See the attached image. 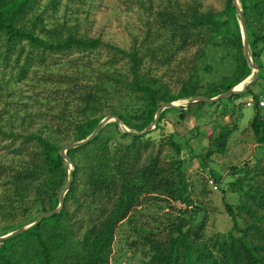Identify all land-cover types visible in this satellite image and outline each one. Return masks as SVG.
Returning <instances> with one entry per match:
<instances>
[{"label": "trees", "instance_id": "1", "mask_svg": "<svg viewBox=\"0 0 264 264\" xmlns=\"http://www.w3.org/2000/svg\"><path fill=\"white\" fill-rule=\"evenodd\" d=\"M239 1L256 65L264 51V33L259 31L264 27L257 25L264 18V0ZM55 3L49 0L45 9L50 6L52 12L56 11ZM41 6L42 0H0V216L11 221L0 227V235L58 205L67 181L60 148L87 137L106 114H115L126 126L140 131L153 120L162 103L195 96L214 97L243 81L251 71L243 56L238 17L231 0H226L220 14L203 10L198 0H161L155 8L149 5L150 28L157 24L158 29H169L170 33L165 42L151 47L159 35L152 37L148 29L141 43L136 41L127 50L99 37L83 35L77 26L47 23ZM215 37L233 52L235 61L232 73L218 83L200 92L199 78L192 67L186 79L178 80L179 90L174 95L164 81L151 74L153 64L166 67L178 61L181 66V54ZM54 53L70 56L64 57L70 71L57 72L50 79L43 77L44 82L53 85L48 97L52 103L43 106H47L46 111L37 112L30 103L20 108L4 98L9 94L1 93L2 80L8 73L14 71L16 80L24 79L29 70L39 63L45 65ZM122 61L124 72L115 73ZM260 74L261 69L256 81ZM117 90L135 95L141 109L136 113L117 112L112 102ZM249 90L250 86L246 92ZM258 93L250 96L256 100ZM188 108L163 110L155 128H160V120L171 111L181 122L189 114ZM254 109L251 130L255 140L264 145V120ZM50 112L54 121L44 122L42 130H29L41 115L46 119ZM106 126H113L120 138L130 136L131 141L119 143L111 152L102 128L87 143L67 150L73 173L61 209L0 241V264H110L115 232L124 221L147 248L148 258L142 264H264V186L260 183L264 179H257L264 173V166H260L264 152L253 165L242 167L243 172L232 183V189L243 191L245 196L235 205L237 213L233 205L226 204L232 226L227 232L210 236L205 234L204 221L196 218L201 207L191 199L193 192L189 191L182 160L160 156L167 146L179 152L180 145L173 134L161 138L157 149L143 157L150 144L145 141L152 131L135 136L122 133L113 121ZM227 134L220 133L219 150ZM158 195L194 207L190 211L178 209L179 216L164 217L165 221L160 219L148 229L143 224L137 226L141 206ZM18 216H25V223L17 221ZM244 216L245 224L239 226V218Z\"/></svg>", "mask_w": 264, "mask_h": 264}, {"label": "rangeland", "instance_id": "2", "mask_svg": "<svg viewBox=\"0 0 264 264\" xmlns=\"http://www.w3.org/2000/svg\"><path fill=\"white\" fill-rule=\"evenodd\" d=\"M159 1L161 0H55L56 11L52 12L50 6L45 9V4H48L49 0H42L41 9L47 23L55 21L77 26L83 35L99 37L103 42L127 50L134 42L141 43L148 29L153 33L152 37L159 35L158 42L151 43V47L166 41L170 33L169 29H158L157 24L151 28L149 26L152 24V14L147 8L149 5L155 8ZM198 2L201 3L203 10L217 14L222 13L226 5V0H198ZM239 5L241 7L240 1ZM257 25L264 27V18ZM259 31L264 33V28H259ZM232 53L220 43L218 37H215L181 54L179 56L182 57L181 66L178 65V61L166 67L153 64L150 72L164 81L170 92L175 95L179 90L178 80L186 79L195 68L196 77L199 78L201 86L199 91L202 92L207 85L218 83L222 77L232 73L235 65ZM103 55H105L104 51ZM65 56L70 57L67 54L54 53L47 58L45 65L42 66V63H39L28 71L26 78L21 80H16L14 71L13 74L8 73L2 80L4 86H2L1 93L9 94L4 98L14 101L15 105L20 108L22 104L30 103V105H35L33 110L42 112L44 109L46 111L47 106L46 108L43 106H45L44 103L52 100L48 97L49 95L51 97L53 85L44 82L43 77L50 79L55 77L57 72H69L70 67ZM122 62L120 69H116L115 73L124 72L126 66L124 61ZM256 65L260 67L261 74L258 80L250 86L248 92L240 94L234 100L222 98L216 101V104L215 102L202 105L197 102L192 103L188 106L189 114L181 122H177V113L171 111L167 117L160 120V128L154 127L150 130L152 132L148 131L150 132L149 138L145 141H149L150 144L149 148L143 152V157L157 149L161 138L173 134L174 140L180 145L179 152L167 146L160 156L182 160V170L189 184V191L193 192L191 199L201 207L197 211L196 218L204 221L205 234L210 236L214 232H227L232 226V218L226 204L233 205V210L237 213L235 205L240 202L241 198H245L243 191L232 189V183L237 181L238 176L243 172L242 167L253 165L264 152V145L255 140L250 125L256 110L246 106L249 96L264 88V51ZM250 74L251 71L248 76ZM118 90L115 93L116 96L112 98L113 107L117 112L136 113L141 109L142 104L135 98V95L128 96V93H119ZM187 100L175 101L183 106L186 105ZM51 103L47 105L50 107ZM54 108L57 110L56 107ZM48 114L46 119H42L41 115L29 130H42L44 122L54 121L51 112ZM103 128V139L107 142L111 152L119 143L125 145L131 141L130 136L120 138L113 126L105 125ZM224 132L228 134L223 149L219 150L217 147L219 135ZM72 142L74 141L70 143ZM262 165L264 166V159L260 166ZM257 179H264V173ZM263 182L260 183L264 186ZM150 200L152 202L143 204L140 208L142 213L136 216L137 226L143 224V227L147 229L160 223V219L165 221L164 217L179 216L178 209L190 211L194 207V204L187 206L173 202L166 195H158L156 200ZM72 206L75 207V204ZM78 214L81 215L82 212L79 211ZM84 215L87 216V212H84ZM245 216L239 218V226L245 224ZM24 217L18 216L17 221L25 223ZM155 217L159 218L153 220ZM7 223L11 221H5V218L0 216V227ZM147 253V248L143 246L138 234L133 233L126 221L122 222L115 232L110 264H142L148 258Z\"/></svg>", "mask_w": 264, "mask_h": 264}, {"label": "water", "instance_id": "3", "mask_svg": "<svg viewBox=\"0 0 264 264\" xmlns=\"http://www.w3.org/2000/svg\"><path fill=\"white\" fill-rule=\"evenodd\" d=\"M231 4L234 7L236 14H237V17H238V24H239L241 41H242V46H243V56L247 62L248 67L251 70L250 76H247L243 81H241L237 85L231 87L227 91L219 93L216 96L211 97V98H207L204 96L190 97L187 100L186 105H183V106L179 105V103L177 101H171V102L161 104L157 107V109L154 113L153 120L140 131H136V130H132V129L127 128V126L115 114H108V115L104 116L97 123V125L95 126L93 131L87 137H85L84 139L69 143V144L60 148L59 154L65 160L66 166H67V181H66L64 188L61 190V192L59 194L58 205L52 210L45 211V212L41 213L35 219L19 226L18 228L14 229L13 231H10L4 235H0V241L11 238L13 236H16L17 234L28 229L29 227L35 225L38 221H40L41 218H43L47 215H50V214L57 213L61 209L63 197H64L66 191L68 190L69 186H70V183L72 180V173H73V164H72L71 160L69 159V157L67 156L66 151L71 149V148L81 146V145L87 143L88 141H90L91 139H93V137L108 122H111V121L115 122L116 125L118 126V129L122 133H128L130 135H135V136L136 135H142V134L147 133L148 131H150L152 128L155 127L160 114L165 109L173 108V109H177V110H187L188 106L192 103H196V102L214 103L216 101H219L222 98H227V97L232 96V95L244 93L245 90L256 81V79L260 73V69L253 63L252 57L250 54V46H249V39H248L247 26H246L244 12L239 5V0H231Z\"/></svg>", "mask_w": 264, "mask_h": 264}, {"label": "built area", "instance_id": "4", "mask_svg": "<svg viewBox=\"0 0 264 264\" xmlns=\"http://www.w3.org/2000/svg\"><path fill=\"white\" fill-rule=\"evenodd\" d=\"M258 97L254 100L251 96L246 101V106L248 107H256L261 113V117L264 120V91L260 89L258 91Z\"/></svg>", "mask_w": 264, "mask_h": 264}, {"label": "crops", "instance_id": "5", "mask_svg": "<svg viewBox=\"0 0 264 264\" xmlns=\"http://www.w3.org/2000/svg\"><path fill=\"white\" fill-rule=\"evenodd\" d=\"M255 82H256V81H255ZM245 92H246V90H245ZM245 92H244V93H245ZM249 97H250V96H249ZM252 108H255V107H252Z\"/></svg>", "mask_w": 264, "mask_h": 264}]
</instances>
